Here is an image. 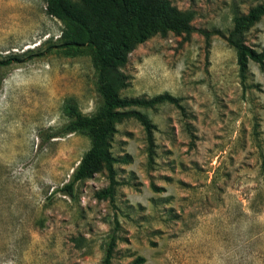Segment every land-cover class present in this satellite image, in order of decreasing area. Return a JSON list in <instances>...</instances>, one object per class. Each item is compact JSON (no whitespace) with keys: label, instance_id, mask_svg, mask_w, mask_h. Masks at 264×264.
Instances as JSON below:
<instances>
[{"label":"rangeland","instance_id":"1","mask_svg":"<svg viewBox=\"0 0 264 264\" xmlns=\"http://www.w3.org/2000/svg\"><path fill=\"white\" fill-rule=\"evenodd\" d=\"M169 1L194 12L193 33L137 45L119 96L166 93L180 109H136L155 127L150 158L135 120L115 126L111 154L128 162L114 165L108 202L93 197L103 174L78 183L73 199L56 192L88 141L45 139L68 121L66 102L94 113L90 50L57 47L63 24L44 0H0V59L23 54L0 68V264H103L113 220L109 264H264V64L249 62L241 81L224 41L233 15L262 0ZM244 41L264 49V18Z\"/></svg>","mask_w":264,"mask_h":264},{"label":"trees","instance_id":"2","mask_svg":"<svg viewBox=\"0 0 264 264\" xmlns=\"http://www.w3.org/2000/svg\"><path fill=\"white\" fill-rule=\"evenodd\" d=\"M45 14L63 24L58 48L85 46L91 53L94 71L93 90L96 95L95 111L90 116L82 115L76 107L65 103L68 121L57 131L47 134L46 140L77 133L88 141V148L72 169L67 182L56 192L73 199L76 185L103 174L107 185L93 193L98 201L111 202L118 183L115 180L116 163H127L128 158L116 160L111 154V140L115 126L124 120L133 119L143 129L148 157L152 154L154 125L136 109H151L164 103L180 109L177 100L163 93L145 98L120 97L126 87L123 67L128 55L137 45L149 38L172 34L186 41L193 33L191 25L194 12L179 10L169 0H44ZM264 18V0L250 7L246 13H236L231 19V28L224 41L234 51L238 77L244 80L249 62L262 66L264 49L253 50L244 41V34ZM212 34H219L213 32ZM208 40L209 33H202ZM32 51H29L31 53ZM42 54L36 52L33 57ZM23 54H11L0 59V68L22 61ZM30 58V54L28 55ZM261 179L264 181V162L261 164ZM113 227L103 242V264H109L117 239L118 224ZM138 263L143 259L137 258Z\"/></svg>","mask_w":264,"mask_h":264}]
</instances>
